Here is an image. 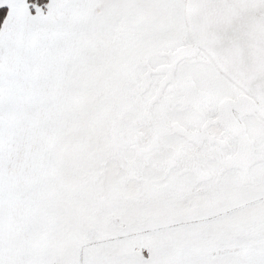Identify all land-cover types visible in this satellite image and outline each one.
Here are the masks:
<instances>
[{"label": "snow or ice", "instance_id": "1", "mask_svg": "<svg viewBox=\"0 0 264 264\" xmlns=\"http://www.w3.org/2000/svg\"><path fill=\"white\" fill-rule=\"evenodd\" d=\"M0 264H264V0H0Z\"/></svg>", "mask_w": 264, "mask_h": 264}]
</instances>
